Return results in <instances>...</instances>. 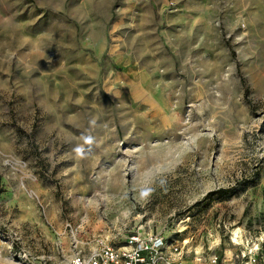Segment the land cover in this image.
I'll return each mask as SVG.
<instances>
[{
	"label": "rangeland",
	"instance_id": "rangeland-1",
	"mask_svg": "<svg viewBox=\"0 0 264 264\" xmlns=\"http://www.w3.org/2000/svg\"><path fill=\"white\" fill-rule=\"evenodd\" d=\"M140 224L264 264V0H0V264Z\"/></svg>",
	"mask_w": 264,
	"mask_h": 264
},
{
	"label": "built area",
	"instance_id": "built-area-1",
	"mask_svg": "<svg viewBox=\"0 0 264 264\" xmlns=\"http://www.w3.org/2000/svg\"><path fill=\"white\" fill-rule=\"evenodd\" d=\"M95 243V248L88 259L77 256L71 264H182L188 253L187 240L181 242L178 238H165L149 230L145 224L138 225L117 242H112L111 238L98 236ZM246 256L242 253L243 258ZM219 258L210 257V264H218ZM249 258L257 261L258 254H253Z\"/></svg>",
	"mask_w": 264,
	"mask_h": 264
},
{
	"label": "trees",
	"instance_id": "trees-1",
	"mask_svg": "<svg viewBox=\"0 0 264 264\" xmlns=\"http://www.w3.org/2000/svg\"><path fill=\"white\" fill-rule=\"evenodd\" d=\"M252 182H254V181H252ZM237 193H238L237 188L231 187V188H219V189H216L214 191H211L208 195L209 196L216 195L217 199L226 200V199H229V198L233 197Z\"/></svg>",
	"mask_w": 264,
	"mask_h": 264
}]
</instances>
